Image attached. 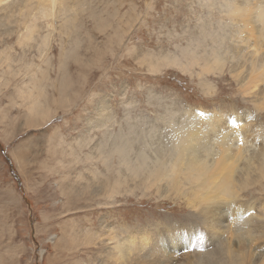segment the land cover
Returning <instances> with one entry per match:
<instances>
[{
    "label": "rangeland",
    "instance_id": "obj_1",
    "mask_svg": "<svg viewBox=\"0 0 264 264\" xmlns=\"http://www.w3.org/2000/svg\"><path fill=\"white\" fill-rule=\"evenodd\" d=\"M260 1L251 0L248 11L256 15L249 18L253 35L242 33L241 19L222 0H56L47 16L33 2L38 29L31 40L20 42L27 33L17 23L14 31L0 27V264H104L112 229L125 239L152 227L181 225L175 253L183 248L192 254L175 256V263L203 251L178 238L194 237L190 246L196 238L202 237L201 246L212 242L205 245L204 236L219 238L220 248L237 224L226 222L219 234L211 233L187 198L189 186L181 189L186 197L175 190L121 194L116 188L113 203L102 205L104 198L95 197L96 177L104 184V174L112 181L117 170L125 176L126 166L113 151L123 138L133 140L134 159L138 148L151 161L169 155L174 125L190 117L207 121V129L220 115L227 122L241 114L244 124L251 123L249 132L255 128L247 145L257 159L264 150V107L245 74L254 58L264 66V25L256 19ZM212 50L222 64L203 72L199 62L214 63ZM34 102L42 109L31 112ZM102 106L108 107L107 119L101 118ZM100 147L108 152V164ZM88 184L92 188L85 193ZM241 191L255 216L248 220L240 209L239 224L264 225V180ZM76 194L98 201L75 203ZM197 225L205 233L192 234ZM259 239L252 247L264 254V238Z\"/></svg>",
    "mask_w": 264,
    "mask_h": 264
},
{
    "label": "bare ground",
    "instance_id": "obj_2",
    "mask_svg": "<svg viewBox=\"0 0 264 264\" xmlns=\"http://www.w3.org/2000/svg\"><path fill=\"white\" fill-rule=\"evenodd\" d=\"M34 1L35 0H0V27L7 28L8 31H14L15 28L12 27V25L15 23L22 26L21 28L25 29L27 34L25 35L23 33L24 35L22 36V40L19 39L20 42L24 40H31L32 37L35 36L34 34L38 29V25L36 24L37 16L33 11ZM55 1L56 0H36L34 3H37L40 6L39 9L41 13L44 16H47L48 12H53L50 11L49 8ZM76 1L78 2V0ZM222 1L225 3L222 7L226 6L231 14L236 15L241 19L243 24V28H241L242 33H250L253 35L255 30L252 29L249 18L251 19L252 16L254 20L256 15L252 14L250 16L248 13L249 7L252 5L251 0H244L246 2V6H239L237 0ZM260 2L263 5L259 6L256 19L264 25V0ZM5 3H7V6L3 5ZM77 4L79 5V3ZM13 7L16 10H13ZM18 15L19 18L15 19ZM13 17H15L14 20H12ZM70 20L67 22L65 20L63 24L66 25L68 22L73 23V21L71 22ZM253 37H255V35ZM42 39L44 40V38ZM252 52V54H256L258 53V50L255 49ZM213 55L215 57L214 63L210 64V62L207 61L202 64L199 62L200 65H202L201 70L203 72L217 68L220 64H222V60L218 57L215 51L213 52ZM192 60L197 63L199 61L196 56H193ZM257 62L256 58L252 60V63L250 62L248 67L250 71L245 75L247 77L248 87L252 88L255 86V88L258 89L257 94L260 95L259 102L263 105L262 107H264V66L257 64ZM257 78L261 83H263V86L259 83V81H257ZM62 88L63 86L61 89ZM40 105L41 104L39 102H34L30 108L31 112L42 109V106ZM107 108V106H102V119L108 118ZM240 115L241 114L233 116L234 120L228 119L227 122L223 120L224 116L220 115L215 118L214 123L210 124V127L207 129L204 128L207 121L203 122L202 120L194 117L184 119L181 124L177 126L174 125V139L172 140L173 144L171 148H168L170 149L169 155H160L154 161H151L153 158L150 159L147 155H145L141 148L136 149V159H134L133 156L131 157L130 152L134 149L133 140L130 138H123L120 140V143L113 148V151L119 153L121 157L120 160L122 161V164L119 162L120 166H126L123 171L125 176H123L122 172L120 173V171L117 170V174L112 181L109 179L110 177L107 178L106 174H104V184L100 181L101 177H96V181L98 183L97 186L99 188H97L98 191H96L95 197L104 198L103 201H100V203H104L102 205H110L113 203V198L116 196V188L121 189L120 193L123 190L132 193L134 189L139 188H144L143 193H145L146 191L155 189V191L160 193V195L163 193L168 194L175 190L176 193H182V195L186 197V191H181V189L189 186L187 191L191 197L188 195L187 198H190L191 203H193V207L199 210L200 218H202L203 221L202 223L211 233L219 234L222 229L227 227L226 222H235L237 224L235 228H232L229 233H227V237L222 239L221 243H223L224 240L226 241L220 246V248L218 247L219 238L212 237V239H209V237L204 236V238L208 239V242L204 240L205 245H207L206 243H210L212 240V242L207 246H201L202 237L199 239L196 238V245L194 246H190L194 237H185V239L178 238L183 245L186 244L191 250L199 249L203 251L200 254H196L193 258L189 257L186 259V262L188 263L185 261L175 263V256L183 257L184 255L192 254V252H184L183 248L180 250V254L175 253V247L179 246L178 244L176 245V235L183 231L181 225H179L180 227H176L174 230H169L168 228L161 230L162 228L152 227L142 234H139L137 237L134 234H129L125 239H120L119 235L116 233L117 230L114 232V229H112V232L106 239V241L110 244L107 243V260L104 264H135L136 261H140V264L145 262L150 264H260L259 260L264 258V254H262L263 251L257 248L255 250V247L252 246L254 245L253 242L258 240L260 236L261 238H264V225H259L258 228L255 229H251L250 225H247L248 228L244 225H240L239 212L241 209L248 217V220H251V218L255 216V206L249 201L244 202L241 200L243 199L241 190L248 185L257 186L262 184V181L264 180V150L261 148L264 144H262V146L259 144L260 146L258 147H261L259 149H261L263 153L260 152L257 159H255L254 156L257 155V152L255 151L256 149L254 148V151L256 152V154H254L251 151V146L249 147V145H247V142L249 141L247 136L250 137L251 134L253 135L255 133V128L254 131H251L250 133V128H252L250 121L246 120L247 122L244 124L243 118ZM229 122H233L231 123V127H228ZM249 133L250 135H248ZM214 146L219 149L216 150ZM105 149L102 147L99 148L100 153L103 154L100 156L101 160L103 157L104 162L108 161L109 156L106 155L108 152ZM109 162L110 160L107 164ZM256 170H259L260 174L252 178L251 173ZM235 174H237L240 178L239 180L235 178L237 180V184L234 183ZM91 188V184H88L85 187V190H87L85 193ZM76 198L77 200L75 203L83 200L85 205H90L98 201L94 198L82 197L81 194H76ZM228 198L230 199L228 200ZM189 206L191 205L189 204ZM230 213L237 218V221L234 218L230 219L228 217ZM254 227L255 226L252 228ZM257 229L260 231L259 234L256 232ZM184 230L187 231L185 228ZM201 230L202 226L197 225L194 230L190 231L192 234H195L198 231L196 235L198 236L202 235V232L205 233L204 231L201 232ZM164 238L168 240V243L165 242ZM151 240H154V244ZM101 242L104 246L105 241L102 240ZM165 244L167 245L164 248ZM160 247V251L154 255ZM156 258H158L156 260L157 262H155Z\"/></svg>",
    "mask_w": 264,
    "mask_h": 264
}]
</instances>
